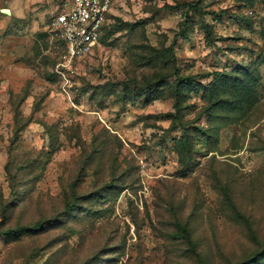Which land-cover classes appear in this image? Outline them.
<instances>
[{"label":"rangeland","instance_id":"1","mask_svg":"<svg viewBox=\"0 0 264 264\" xmlns=\"http://www.w3.org/2000/svg\"><path fill=\"white\" fill-rule=\"evenodd\" d=\"M62 1L0 0V264H264V0H118L71 65Z\"/></svg>","mask_w":264,"mask_h":264},{"label":"built area","instance_id":"2","mask_svg":"<svg viewBox=\"0 0 264 264\" xmlns=\"http://www.w3.org/2000/svg\"><path fill=\"white\" fill-rule=\"evenodd\" d=\"M118 0H63L51 22L71 65L95 50Z\"/></svg>","mask_w":264,"mask_h":264},{"label":"trees","instance_id":"3","mask_svg":"<svg viewBox=\"0 0 264 264\" xmlns=\"http://www.w3.org/2000/svg\"><path fill=\"white\" fill-rule=\"evenodd\" d=\"M192 10H194V9H192ZM110 18V15L108 16V19ZM104 31H105V28H104ZM103 35H104V33H103ZM103 37V36H102ZM102 37H101V39H102ZM101 39H100V41H101ZM61 43V42H60ZM61 45H62V43H61ZM63 47V46H62ZM38 227L39 225H35V227Z\"/></svg>","mask_w":264,"mask_h":264}]
</instances>
